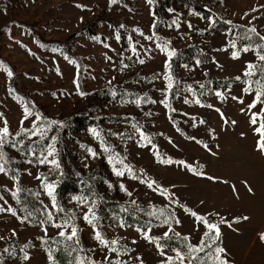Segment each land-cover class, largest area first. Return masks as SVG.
Returning a JSON list of instances; mask_svg holds the SVG:
<instances>
[{
    "label": "rangeland",
    "instance_id": "1",
    "mask_svg": "<svg viewBox=\"0 0 264 264\" xmlns=\"http://www.w3.org/2000/svg\"><path fill=\"white\" fill-rule=\"evenodd\" d=\"M195 2L207 11L174 2L164 9V18L160 19L155 12L156 0L151 4L148 0L115 3L112 0H0V62L13 73L9 77L0 67V128L6 121L13 134L4 149L10 155L8 158L5 153V159L8 158V168L14 174L11 171L0 174V196L4 197L0 206L11 207L17 213L13 216L8 211L0 212V264H49L45 248H63V243H54L62 240L57 236L60 229L52 227L51 222L42 225L41 220L46 219L45 206L51 204L45 183L55 184L54 194L61 206L57 188L65 174L67 181L78 185L77 192L65 195V202L78 219L82 256L95 261L109 255L127 264H141V260L143 264H162L164 257L156 244L136 229L151 228V237H162L167 231V225L162 224L165 217L157 220L148 213L166 209V215L174 213L180 221L171 222L175 232L198 244L206 229L184 212L179 206L182 204L210 222L219 224L223 218L232 224L231 227L228 223L219 224L218 244L226 249L229 264H264V240L260 238L264 233V152L257 148L260 135L255 131L262 117H256V125L250 122L252 114L260 113L264 104L257 103L249 109L255 91L250 94L243 91L249 79L243 75L246 65L259 66L262 62L252 50L241 52L238 59H233L232 52L236 49L230 46L233 41L237 48L250 43L240 39L248 30L241 27H254L264 35V0ZM146 36L153 39H145ZM165 41L169 42L168 49L161 51L157 43ZM253 41L261 43L254 35ZM168 50L175 51L171 59ZM141 59L143 64L139 62ZM166 62L170 69L165 68ZM168 71L176 82L168 90L171 108L160 103L165 99L164 76ZM238 76L240 80L235 79ZM251 79L254 81L258 76ZM229 80L232 83L226 89L216 88V81ZM252 87L255 89V84ZM217 91L223 99L215 95ZM233 96L241 98L243 103L232 99ZM137 98L141 99L139 106L135 103ZM185 99L190 102L185 103ZM196 99L200 104L194 102ZM22 101L33 113L48 116L50 121L66 127L64 134H52L49 122L42 119L37 124L46 129L45 139L38 135L15 136L22 128L31 129L35 120V115L23 119ZM209 104L213 107L206 106ZM75 115L82 116L84 122H67ZM134 125L151 138V144L141 139ZM52 144L56 151L48 159H55L59 168L51 163H39ZM152 144L156 145L155 149ZM110 153L124 158L138 176L154 180V188L159 185L174 193L173 198L179 204H170L158 190L131 179L127 171L123 177L116 176L108 159ZM169 158L191 164L202 175L181 164L160 162ZM209 176L216 179L210 180ZM85 177L94 181L93 191L88 182H82ZM121 183L131 196L120 189ZM17 188L21 191L14 198L12 193ZM78 197L85 198L89 204L95 202L99 230L107 239L119 238L120 244L128 249L126 255L117 257L102 249L93 237V228L83 218L88 208ZM102 201L105 203L101 204ZM107 201L128 206L135 201V205L145 206L146 210L122 206L111 209ZM24 208L33 212V216L22 221ZM127 212L133 214L132 219L141 218L143 224L126 223ZM54 215L62 222L60 212L54 211ZM237 218L239 222H234ZM120 221L127 226L119 227ZM169 235L174 238L167 241L182 247L180 238L174 233ZM173 249L165 246L164 251L174 256ZM25 253L30 256L27 261L23 259ZM55 257L57 264H68L70 259L63 251H57Z\"/></svg>",
    "mask_w": 264,
    "mask_h": 264
},
{
    "label": "snow or ice",
    "instance_id": "2",
    "mask_svg": "<svg viewBox=\"0 0 264 264\" xmlns=\"http://www.w3.org/2000/svg\"><path fill=\"white\" fill-rule=\"evenodd\" d=\"M113 3L116 2V0H112ZM148 2L151 4L152 0H148ZM77 7H83L82 5H77ZM171 11V10H170ZM173 23H177L174 21ZM214 23V21H212ZM227 23H231L230 21H227ZM179 25L177 24V27ZM123 27V25H121ZM143 35V33H141ZM253 35L258 37L259 41L261 43H255L253 41ZM93 39H99L98 37H94ZM116 39H120L119 33L116 34ZM145 39L152 40V36H146ZM240 39L248 40L250 43L247 45H244L241 48H237V45L235 41L231 42L230 46L236 50L232 52V58L233 59H238L240 56L241 52L247 53L250 50L255 51L256 56L259 61H261V65H254L253 63H248L246 65V69L243 73L245 77H248L249 79L245 81L246 87L243 89L245 93L250 94L253 90L255 91V97L252 102V104L248 105V108H254L257 103L264 104V35H260L257 30L253 28H249L245 34L240 37ZM168 43L167 41L161 43H157V47L161 49V51H165L168 49ZM105 47H109V45H105ZM52 51H57V49H53ZM132 51L135 54L136 53V48L135 46L132 47ZM167 55L169 59L175 55V51L173 50H168ZM110 59V58H109ZM70 63H75V61L70 60ZM141 64L144 63V60L139 61ZM199 64L200 61H197ZM0 67H3L4 71L7 72V75L11 77L13 75L12 71L7 68L6 66L3 65V62H0ZM124 67H127V65H124ZM166 69H170V64L166 62L165 64ZM255 69V71H254ZM253 76H258V79L252 80L251 77ZM164 79L167 81L166 84V90H164V95L165 99L161 100L160 103L164 104L165 108H171V105L168 102V90H172L175 87V81L173 79V76L170 71H168ZM236 80H240L241 77H236ZM253 84H255V89H253ZM201 88H204V85H200ZM188 90L191 91V86L188 87ZM10 91H13L10 89ZM195 94V93H193ZM203 94V93H202ZM215 95L221 99H223V95L221 92L217 91ZM18 99H21L18 97ZM232 99L234 100H239L240 103H243V100L241 98H238L236 96H233ZM151 103H156V101H149ZM185 103H189L190 101L185 99ZM196 104H200V100L196 99L194 101ZM24 120H27L30 116L35 115V120H33L32 128L31 129H21L20 132L16 133L15 136H20L21 134L27 136L28 138H31L33 136H39L41 140L45 139V131L46 129H42L40 125L37 124V121L42 120L43 118L38 114V113H33L30 109V107L24 103ZM137 106L140 105L141 99L137 98L135 101ZM207 107L211 108L213 107L211 104L206 105ZM172 111H175V109H172ZM217 112H219V109H216ZM222 115V114H221ZM257 116L264 117V109L261 110L260 113H253L252 117L250 119V122L253 125L257 124ZM227 122V121H225ZM23 123V121L21 122ZM56 123L55 121H50L49 124ZM201 124L205 123L204 121H200ZM231 123H235V121H232ZM195 126V125H193ZM133 127L136 128L137 133H139L140 137L142 140L147 141L149 144H151V138L142 131L141 127L134 125ZM179 131V129H177ZM93 133L96 132L95 129L92 130ZM260 135V140L257 142V148L259 151L264 152V119H262L259 123L258 128L255 129ZM243 135V134H242ZM10 138H13V134L9 132V129L7 127V122L5 121V126L3 128H0V174H5L7 175L11 169L8 168L9 161L5 159V154H4V147L7 143L10 142ZM189 139L196 140L195 137H189ZM19 143V142H17ZM35 143V142H34ZM196 143H201V141L196 140ZM13 147L16 146L15 143L12 144ZM23 146V145H21ZM141 146H146V145H141ZM206 148L208 147L207 145H204ZM102 147L103 143H102ZM152 148L155 149L156 145L152 144ZM29 151L34 153V149L29 148ZM55 147L54 144L49 145L46 151V154H42L41 159L39 160V163L44 164V163H51L55 165L56 168H59V164L56 162L55 159H52L49 161V157H53L55 154ZM91 151V150H90ZM104 151L108 152L109 149L107 147H104ZM94 156L96 153H92ZM154 155H157V158H159L158 153H154ZM109 162L113 164V172L116 176L118 177H123L125 175V171H127L128 176L133 179V180H139L141 184H147V187L152 189L153 191H159V194L162 197H165L170 204H179V201L175 200L174 193H170L168 189L166 188H160L159 185H157L155 188L153 185L156 184L154 180L148 179L146 176H138L132 169V167L129 164H126L124 162V158H121L118 154H109L108 156ZM31 163L32 161H28ZM161 163L164 164H171V163H177L183 165L186 169L189 171L193 172L196 175H202L201 172L197 171L195 167H193L191 164L186 163L185 161H172L170 158L169 159H163L160 160ZM119 164L121 167L118 169L116 165ZM15 178V177H14ZM39 178V177H38ZM210 180H214L216 178L214 177H207ZM226 183V181H225ZM45 189L47 191V195L51 198V204L50 206H45L44 208V215L46 217L45 220H41V224H47L51 222V226L55 227L57 229H60L58 231L57 236L62 238V240H54V243L59 245L60 243H63V248L61 249L60 247H46L45 252L47 254V258L49 261V264H57V260L55 257V253L57 251H63L64 253L67 254V256L70 258L68 260V264H127L126 261H122L120 259H112L110 258L109 255H105L102 261H95L91 257L84 255L82 256L81 253L84 252V249L80 246V241L78 237V232L79 229L73 222L75 217L74 215L71 216H66L63 218L62 222H59L58 219L54 215L55 212H64V209L61 208L57 201H56V196L54 194L55 190V184L46 182L45 183ZM120 189L122 191H125L128 196H131L132 193L128 191L123 183L120 184ZM233 190L235 191V188L233 187ZM21 189L17 188L16 192H13L12 195L14 198L17 197V193L20 192ZM249 191L251 192L252 189L249 187ZM38 195V194H37ZM81 204H85L88 208L87 212L83 214V218L88 223L92 228H93V237L94 239L98 242V244L102 247V249H107L108 253H115L117 257H120L122 255H126L128 252V249L126 246L120 244V239H107L102 231L99 230L98 224L96 221H98V217L96 216V213L94 211L95 208V202L93 201L92 203H88L87 200L83 197H78L76 198ZM0 200H4L3 196H0ZM19 202V200H18ZM7 203V201H5ZM135 201H132V204L135 205ZM181 208H183L184 212L191 215L192 217L195 218L197 223H202L205 227V231L203 233V236L201 237L200 241L198 244H192L189 241V237L183 236L181 237V234L178 232H175L174 228L172 227L171 222L174 221L176 224H179L180 221L175 218L174 213H168L166 215V209H159V210H153L152 212H149L148 215L151 217H155L157 220L160 219L161 216H164V220L162 221L163 225H167V231L163 234L162 237H151L149 233L151 232V228H148L147 230H144L143 228H137L136 230L138 232H141L143 237L145 239H148L149 242H154L156 244V247L159 251V254L164 257V260L162 261V264H229V261L227 260L226 256V249L219 246L218 241L220 240L221 237V232H220V227L219 224H224L228 223L225 221L223 218L220 219L219 224L215 222H210L209 219L206 216H201L197 214L195 211L187 208L186 206L180 204L179 205ZM54 210V211H53ZM8 211L10 212L13 216H16V210L8 207L4 208L3 206H0V212ZM22 211L25 212V216L21 217L20 219L27 220L29 217L33 216V212L29 211L28 209L24 208ZM121 211H127V209H121ZM240 218H237L236 221L234 222H239ZM242 219H248V217H243ZM150 223V222H149ZM119 227L123 228L126 227L127 225L125 222L120 221L118 224ZM232 224L228 223V227H231ZM70 229V231H69ZM45 233H47V228H44ZM169 233H174V235L177 238H182L186 243L183 246V248H174L173 252L175 253L174 256H169L166 254L164 251L165 245L161 244L159 241L161 239H172V237L169 235ZM15 234V233H14ZM261 240H264V233L260 234ZM2 239V238H0ZM42 243L47 244L46 240L42 239ZM135 243V241H133ZM29 245H26L25 247H28ZM186 249V250H185ZM7 251V249H5ZM94 251V250H93ZM75 253L76 255H73ZM24 260H29L30 256L25 253L23 256ZM137 260H140L139 257L136 258ZM141 264H143V261L141 260Z\"/></svg>",
    "mask_w": 264,
    "mask_h": 264
},
{
    "label": "trees",
    "instance_id": "3",
    "mask_svg": "<svg viewBox=\"0 0 264 264\" xmlns=\"http://www.w3.org/2000/svg\"><path fill=\"white\" fill-rule=\"evenodd\" d=\"M174 2L190 4L193 7H195L197 10H201V11H205L206 10L204 7L198 5L195 2V0H156L155 12H156L158 18L163 19L164 18V13H165L164 9L166 7H168V6H170ZM221 23L227 24L225 21H222ZM229 25L232 26L233 24H229ZM237 26L241 27V25H237ZM241 28L249 29L247 27H241ZM231 83H232V80H229V81H216V88L226 89L228 87V85L231 84ZM42 118L44 120L50 122L48 116H42ZM262 119H264V117H262ZM70 121L78 122V123L84 122L82 116H80V115L73 116L67 122H70ZM66 129H67L66 127H64L63 125H61V124H59L57 122L50 124V131H51L52 134L55 133V132H57V134H60V135L64 134ZM3 151H4V154H5L6 153L5 149H3ZM7 156H8V158H10L9 154H7ZM8 158H6V159L8 160ZM10 173L12 175H14L12 171ZM78 178H82V176H80ZM67 179H68L67 174H65L63 177H61L60 181H59L58 188H57V195H58L57 199L59 200V203L61 204L60 207L64 209V212H60L63 218L66 217V216L74 215V213L71 211V208H69L66 205L65 195L78 191V185L70 183L69 181H67ZM83 180L84 181H82V182L84 184L88 182V184L90 186L89 188L91 189V191H93L92 187H93L94 181L92 179L88 178V177L83 178ZM23 197H25L24 193H22V195L20 197L21 200H23ZM26 199H27V196H26ZM103 203H105V201L101 202V204H103ZM107 205L110 206L111 209H114L115 206H122V207H133V208H135L137 210H140V211H145L146 210L145 206H138V205H130V206H128V205H126L123 202H117V201H107ZM100 211H101V207H100ZM132 216H133V214H131L129 212L126 213V215L124 217V220L126 221V223H128L130 225H137V226L143 224V221L141 220V218L132 219ZM74 217H75V215H74ZM73 222L78 227V219L76 217H75ZM78 237H79V241H80V246L82 247L81 238H80V231L78 232ZM173 238L170 239V240H173ZM180 239L183 241L182 247H179V245H176V243H174L173 241H167L168 239H161V244H163L165 246L172 247V248H183V246L185 245L186 242L182 238H180Z\"/></svg>",
    "mask_w": 264,
    "mask_h": 264
}]
</instances>
